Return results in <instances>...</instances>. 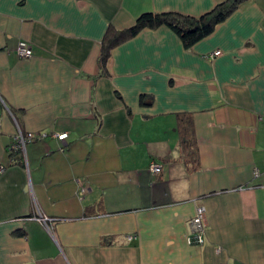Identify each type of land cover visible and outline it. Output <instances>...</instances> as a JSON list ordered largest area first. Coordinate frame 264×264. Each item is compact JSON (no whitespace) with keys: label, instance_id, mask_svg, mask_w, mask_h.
Listing matches in <instances>:
<instances>
[{"label":"crops","instance_id":"0c3cea01","mask_svg":"<svg viewBox=\"0 0 264 264\" xmlns=\"http://www.w3.org/2000/svg\"><path fill=\"white\" fill-rule=\"evenodd\" d=\"M220 1L0 0V264H264V0L189 48L160 26L98 62L109 25ZM18 131L38 136L12 159Z\"/></svg>","mask_w":264,"mask_h":264},{"label":"trees","instance_id":"16d2710c","mask_svg":"<svg viewBox=\"0 0 264 264\" xmlns=\"http://www.w3.org/2000/svg\"><path fill=\"white\" fill-rule=\"evenodd\" d=\"M246 1L248 0H223L199 16L185 15L178 12H145L136 18L132 26L120 30L109 25L100 44L99 67L101 70L105 67L111 51L116 46L136 36L143 29H156L160 26H167L176 33L184 47L189 48L208 36L217 24L224 21L226 17ZM178 119L179 130H183L184 134L185 132L188 133L187 127H184L183 118L179 117ZM186 135L188 136V134ZM182 140V145L188 142V140ZM189 152L192 153L193 150ZM8 154L10 158L14 159V157H18L21 153L9 151Z\"/></svg>","mask_w":264,"mask_h":264},{"label":"built area","instance_id":"2783aa9c","mask_svg":"<svg viewBox=\"0 0 264 264\" xmlns=\"http://www.w3.org/2000/svg\"><path fill=\"white\" fill-rule=\"evenodd\" d=\"M15 52L18 57L20 58H30L32 56V49L28 43L25 41H19ZM220 51H215L212 55H219ZM38 134L36 133H22L18 131L12 139V142L8 146L7 150L9 151H18L22 155L25 154V147L27 144L31 143ZM55 137L60 140L64 141V139L67 137V133H59L56 134ZM150 173L152 174H158L161 171V165L156 162H151L148 167ZM4 172V166L0 165V174ZM86 190L85 188H80L79 190V198L82 199L83 195L85 194ZM36 218L40 221L45 222V218L38 213V216ZM189 227L190 232L186 237V240L189 244H196L201 245L203 243V234H204V228H205V210L202 206H197L195 208V213L192 216V218L189 221ZM128 239H131L132 236H127ZM218 251V249H217Z\"/></svg>","mask_w":264,"mask_h":264}]
</instances>
